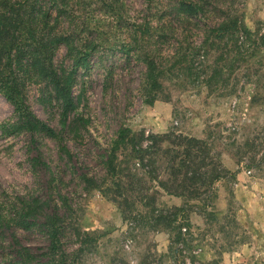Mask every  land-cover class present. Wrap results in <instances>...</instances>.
Returning a JSON list of instances; mask_svg holds the SVG:
<instances>
[{
  "label": "rangeland",
  "instance_id": "1",
  "mask_svg": "<svg viewBox=\"0 0 264 264\" xmlns=\"http://www.w3.org/2000/svg\"><path fill=\"white\" fill-rule=\"evenodd\" d=\"M8 1L23 19L10 36L16 37L14 52L27 53V103L62 135L71 156L42 132L14 131L18 114L0 93L1 209L12 215V203L24 198L34 206L37 199L44 216L58 211L67 230L81 233L70 235L66 247L71 253L83 247L77 252L83 264H264V46L254 49V39L264 36V0ZM181 1L201 3L205 14L183 13ZM234 16L252 33L244 55L231 38L221 41L211 31ZM57 37L64 39L54 45L56 68L70 71L77 57L88 56L87 66L77 70L72 117L89 123L71 129L62 128L60 103L29 57L34 44L49 47ZM149 58L165 72L153 104L144 102L142 92ZM120 128L129 130L136 148L157 143L161 149L141 160L128 142L117 150L116 172L108 173ZM173 150L192 155L186 166L176 161L181 171L175 176ZM189 167L209 175L217 168L222 176L208 192L187 197L172 184ZM81 174L96 184L105 180L109 196ZM119 181L124 190L116 189ZM182 207L191 234L178 244L175 222L155 226L153 218L163 214L175 221ZM48 246L42 225H0V264L17 248L42 255ZM40 259L52 264L48 256Z\"/></svg>",
  "mask_w": 264,
  "mask_h": 264
},
{
  "label": "trees",
  "instance_id": "2",
  "mask_svg": "<svg viewBox=\"0 0 264 264\" xmlns=\"http://www.w3.org/2000/svg\"><path fill=\"white\" fill-rule=\"evenodd\" d=\"M179 10L183 13H187L188 15L198 16L201 13L205 14L202 4L196 1H181ZM19 11L20 9L17 8L15 4L9 3L8 0H0V93L3 94L5 98L15 107L18 114L19 123L14 126L13 130L19 131L21 129H25L33 132H42L50 138L59 140L61 142L62 152H66L71 156L70 149L62 141L64 139L62 135L54 127L37 117L27 103L25 95L26 77L23 73L24 71L22 70L23 58L27 56V53L22 50H20L19 53H15L14 46L17 45L16 37L14 35L10 36V34L14 32V28L18 25V23L23 22V19H20ZM228 18L229 19L223 20L213 26L211 31L215 33V36L221 39V41L226 37H229V39L231 38L234 42V49H236L241 55H244L247 48L246 44L247 42H250V35L252 33L248 27L241 22L239 16ZM34 36L35 35H33L32 38L35 39ZM63 39L64 37H57L53 39L54 42L51 41L49 47H47V44L43 42L34 44V47L29 51V57L32 59V65L35 67L38 76L47 81L51 90L50 93H52L55 99H57L60 103V122L62 128L71 129L74 123H82L84 125L89 123V119H85L84 117H79L77 115L72 117V113L77 108V101L74 94L77 70L81 65L87 66L88 56L81 55L77 57L74 64L75 67L70 71L62 68H56L53 63L55 50L54 45L61 44ZM254 44V49L258 52V50L264 46V36L261 35L258 39H254ZM146 66L147 69L142 87V92L144 91L143 100L148 104H153L158 98L159 92L163 90L161 78L165 72L161 69V67H159L156 59L154 58L147 59ZM133 138L134 137H130L128 129H119L118 135L112 143L111 155L107 159L108 173L116 172L117 169L114 160L118 158L117 150L122 148L123 145L128 142L133 145L134 156L141 160H144L147 154L154 152L157 153L161 149L160 147H156L157 143H153L150 147L146 148H136L137 146L135 147ZM156 138H161V136H156ZM179 138L185 140L184 138ZM187 141L194 143V145L197 146L198 144H201L199 140L187 139ZM203 146L204 144L200 147ZM173 151L175 152V155L172 158L170 168L174 169L173 174L175 176L181 171V168L176 167V161L179 159V165L186 166V163L189 162L192 155L178 150ZM189 173H191L190 176L187 175ZM185 174V178L178 183H173L172 187L177 186L178 188H181V194H184L185 192L187 194L185 196L187 197H196L206 191L208 192L214 180L222 176L221 171L217 168H215L214 172H211L209 175L208 171H201L200 168L191 170V167H189L186 168ZM81 178L88 184V186H93L94 188L98 187L105 195L109 196L111 187H104L103 184L105 183V180L102 182L98 181L99 183L96 184L97 181L94 178L88 177L87 174H81ZM161 185L167 191H171L167 182L161 181ZM117 186L118 187H116V189L118 190L125 189L121 181L117 182ZM112 198L117 200V197ZM22 201V203L16 201L12 203L13 209L15 210V213L12 215H8V212L5 209H1L2 207L0 206V225L5 223L9 224L11 221L14 222L16 226L24 229H29L35 225H42L45 227V232L49 238L48 251L47 253L38 255L27 247L17 248L15 255H8L3 258L2 264H43L40 256L44 255L46 257L48 256V260L49 262H52V264H83L77 256V252L84 251L83 247L78 248V250L75 249L74 253H71L66 247L69 240L68 237L70 235L79 238L81 233H72L67 230L63 223V217L58 211H54L52 215L45 214V216L42 215V213H38V208L41 206L37 199L35 206L28 203L24 198ZM125 201L127 202V200ZM61 202L64 201L62 200ZM177 211H181L183 213L179 219L176 216L175 221L173 219H169L167 215L163 214L155 215V217L152 218L156 222L155 226L167 221L168 226L171 227L173 222H175L173 229L176 234L174 236L173 243L182 244L186 243L188 240L187 234H191V225L185 208H178ZM39 215H42V217L44 216L42 221H40L41 217ZM124 218L130 219L132 217L124 214ZM132 222L133 221H131V223ZM184 229L185 231H183ZM85 234L88 237L89 234ZM80 242L83 243L84 240L81 239ZM202 264H217V260L213 259Z\"/></svg>",
  "mask_w": 264,
  "mask_h": 264
}]
</instances>
